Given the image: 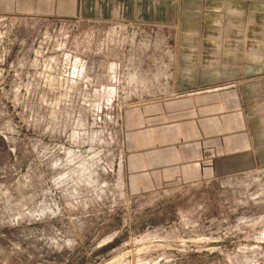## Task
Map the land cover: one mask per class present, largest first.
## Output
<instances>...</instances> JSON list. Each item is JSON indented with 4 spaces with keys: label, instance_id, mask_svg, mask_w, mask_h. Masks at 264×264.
<instances>
[{
    "label": "rangeland",
    "instance_id": "rangeland-1",
    "mask_svg": "<svg viewBox=\"0 0 264 264\" xmlns=\"http://www.w3.org/2000/svg\"><path fill=\"white\" fill-rule=\"evenodd\" d=\"M161 2L0 14V264H264V81L236 112L211 118L220 153L251 152L252 164L209 162L190 182L179 165L160 187L144 184L191 142L152 106L194 87L185 82L197 73H219L218 61L229 71L252 60L263 73L264 30L245 34L263 22L214 10L218 20L201 21L194 9L177 22ZM223 97L207 104L228 107Z\"/></svg>",
    "mask_w": 264,
    "mask_h": 264
},
{
    "label": "crops",
    "instance_id": "crops-1",
    "mask_svg": "<svg viewBox=\"0 0 264 264\" xmlns=\"http://www.w3.org/2000/svg\"><path fill=\"white\" fill-rule=\"evenodd\" d=\"M218 4H220V8L213 9L212 6ZM80 5L81 0H0V14L9 16L42 14L57 18L70 17L79 12ZM160 5L165 6V14H167V17L168 14L172 15L166 19L177 22L184 20L185 15L194 9L197 10L196 17L201 21H216L219 16H214L213 13L221 12L222 14L220 15L222 17L228 15L229 19L236 18L252 22L261 20L264 25V0H162ZM230 9H233V11H230ZM211 10H214L212 14L210 13ZM206 14H208V18ZM209 25L216 26L214 23ZM222 30L220 29L219 31L221 32ZM263 30L264 28H261L259 32L258 30L254 31V28H247L245 34L248 38L254 36V33L260 35ZM253 44L246 43L245 51H254L253 48L255 46ZM246 47L251 48L246 49ZM257 48L259 46L255 49ZM261 48L264 49V44ZM249 61H251L252 65L248 63ZM217 63H219L217 66V69L220 70L219 73L208 77L199 76L197 73V77H190L186 82L183 81L186 85L194 87L189 88L180 96H171L167 98V101L156 103L152 106L154 112L151 113V116L155 118L166 117L168 124L166 131H172L173 138H186L190 139L191 142H188L187 146L184 147L182 152L183 160L178 159L177 162L174 161V164L168 161L166 163L158 162L150 169V173L147 174L148 178L145 180L147 183H144L147 187L155 186L158 188L165 184L168 179L172 178L170 173L174 166L176 167L175 169H180L179 165H181V171L189 178L188 182H190L200 180L202 176L201 166L209 162L221 167L225 166L227 167L226 169L231 170H237L239 164L242 165L247 160L251 164L253 163L255 154L253 155L251 152L245 155H239V152L233 153L236 155L233 157H231V154L227 156L220 153L223 148L222 141L221 139H213L216 138V134L220 135L222 126L216 124V120L211 118L223 116L226 114L223 112L233 110L232 107L235 108L234 112H236L239 109L238 102L240 100L243 101L244 105L247 100L254 98L253 95L248 96L251 89L249 86L261 84L264 81V72L261 74L251 72L250 70L257 69L252 60H243L240 62L237 60L234 66H230L229 71H227V66H224L225 64H221L219 61ZM257 67L264 70V62L261 66ZM196 68L201 67L198 64ZM258 74L263 77H259ZM256 77L258 78L257 80H255ZM244 85L248 86L243 87ZM224 95L231 102L228 104V107L223 108L222 105L215 107L207 104L208 101H218L219 97L224 98ZM234 100L235 103L233 102ZM206 116L209 117V120L205 119ZM252 140V138H249L247 142ZM247 142L244 143L245 147L242 148H249L248 150H250L252 146L250 147ZM154 144L152 143L151 148L157 152H160L161 148L166 147L165 144H156L153 146ZM239 147L234 144L229 145L228 152L238 151ZM165 166L169 167L165 168ZM151 170H155L154 173Z\"/></svg>",
    "mask_w": 264,
    "mask_h": 264
}]
</instances>
